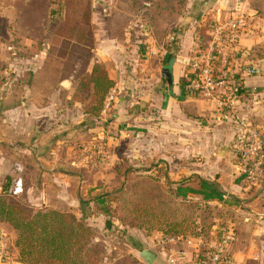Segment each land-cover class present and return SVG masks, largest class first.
<instances>
[{
	"label": "crops",
	"instance_id": "0c3cea01",
	"mask_svg": "<svg viewBox=\"0 0 264 264\" xmlns=\"http://www.w3.org/2000/svg\"><path fill=\"white\" fill-rule=\"evenodd\" d=\"M115 6L118 12L110 15L92 13L95 44L82 74L91 75L95 64L106 67L116 82L110 105L109 95L100 119L85 115L83 105L74 100L81 76L75 81L63 79L58 87L53 79L47 80L52 87L49 102L38 112L28 101L21 102L23 107H7L0 91V174L12 177V187L17 179L22 181V194L31 206L78 213L84 196L99 194L102 200L108 194L109 184L119 178L120 155L142 151V164L154 163L162 184L176 183L171 187L179 200L229 205L237 215H244L227 221L231 230L238 229L230 249L231 264H264V177L253 183L256 192L250 193L231 151L236 117L245 116L264 131V74L245 76L244 88L223 97V103L205 94L191 96L186 85L193 78L189 64L196 49L192 26L186 25L180 33L174 29L165 37L172 51L156 40L159 48L149 47L147 57H142L138 43L142 39L152 43L142 15L127 13V3L121 0ZM242 6L257 14L247 9V3ZM183 19L192 21V17ZM262 43L264 36H256L243 40L241 48L250 50ZM29 94L27 90L25 97ZM4 147L11 150L10 160ZM11 161L13 168L8 165ZM153 170L146 168L142 174ZM215 226L211 239L220 229ZM162 235L158 233L142 250L147 264H169L158 246ZM145 251L153 254L151 261L143 257ZM14 258L12 264H22L18 252Z\"/></svg>",
	"mask_w": 264,
	"mask_h": 264
},
{
	"label": "rangeland",
	"instance_id": "374dc122",
	"mask_svg": "<svg viewBox=\"0 0 264 264\" xmlns=\"http://www.w3.org/2000/svg\"><path fill=\"white\" fill-rule=\"evenodd\" d=\"M3 1L4 3L13 1L16 8L3 7V14L0 16L2 101L7 107H23L21 102L28 101L31 105L35 104L33 108L38 112L37 108L49 102L48 95L51 93L48 92L52 87L47 85V80L53 79L54 85L58 87L63 79L75 81L80 76H85L82 74L92 56L95 44L96 27L95 23L92 24V13L96 10V13L105 16L118 12L115 6L117 0L112 3L110 0H70L71 2L64 6L67 12L62 17L53 13L60 8L57 4L60 0H53L55 2L53 4H51L52 0ZM125 1L127 3L125 11L133 15H142L144 28L147 27L152 36V43L146 39H142V44L138 43V46L143 47L142 57H147V52L152 48H159L156 40L161 48L172 51L170 43L163 40L174 29L179 30L178 33H180L186 25L193 28L194 48L204 47L209 38L208 32L213 30L218 17L222 19L229 17L235 8L241 7L244 3H247V9L257 11L256 17L260 18L261 26L259 37L264 36V29H262L264 27V0H208L207 4L203 3L204 0H142L140 2L142 7L136 6L139 0ZM121 2L126 4L123 0ZM98 3V7H94ZM119 7L122 8V6ZM248 12L254 13L249 10ZM63 17L66 18L64 23L62 22ZM186 17H192V21L185 23L184 19L181 20ZM175 18L180 19L177 24ZM160 29H163L164 33H160ZM259 55H262L260 59H264V49ZM27 90L31 91L29 97H25ZM65 95L66 92H62V96ZM21 136L18 137L21 138ZM18 137L17 141L20 139ZM24 138L22 137L21 140L23 145H26L27 141ZM3 153L10 160L11 150L8 147H4ZM123 155L119 156L116 167L120 166V169L124 171L115 182H110L108 194L102 200L98 198L99 194L84 196L87 204H80L81 211L70 212L78 218L86 217L84 223L92 229L94 235L91 246L103 252L100 254L102 264H133L127 260L129 257L135 258L142 264H147L141 252L144 248L150 247V241L155 240V236L161 231L142 229L138 220L134 226L128 227L124 223L125 220H135V216L130 212L138 215L140 211L146 209L148 215L144 216L141 213L140 216L142 222L149 223L145 225L147 227L161 222L160 220L166 217L170 220L176 218L178 221H181L180 216L185 217L184 225H188L189 228L204 226L210 229L209 233L204 235V238L208 240L211 239L214 224L217 228H226L230 226L227 225V221L232 219L234 221L244 216L237 215L238 212L232 206L221 207L218 204H208L207 200H200L199 209L195 206V209L186 211V204L181 200L163 197V190L170 191V186L166 184V181L164 184L155 183L154 179H158L159 175H156L153 170L154 163L150 164V162L147 167L142 164V151ZM8 165L13 168L15 161H11ZM146 168L153 171L144 175L142 172ZM142 175L147 176L148 183H142ZM0 178L5 182L4 172L0 174ZM149 179L153 181L149 182ZM244 180L250 186L248 191L255 193V186L246 179ZM12 196L24 206L34 210L44 209L31 206L27 203L24 194ZM175 209L179 212L177 213ZM0 227L5 229L8 235L9 242L7 243H10L9 253L13 263L16 252H18L15 247L18 233L7 225L0 224Z\"/></svg>",
	"mask_w": 264,
	"mask_h": 264
},
{
	"label": "built area",
	"instance_id": "2783aa9c",
	"mask_svg": "<svg viewBox=\"0 0 264 264\" xmlns=\"http://www.w3.org/2000/svg\"><path fill=\"white\" fill-rule=\"evenodd\" d=\"M213 26L205 46L193 51L189 64L193 78L188 81L186 89L191 96L205 94L223 103V97L230 98V94L244 88L245 76L264 74V59L236 66L228 63L229 54L238 50L243 40L259 36L261 26L256 15L243 6L235 8L227 18L218 17ZM113 97L114 94L109 96L108 106ZM235 121L231 151L238 160L239 171L253 184L264 177V131L245 116H238ZM10 192L15 196L22 194L20 179L15 181ZM212 236L213 239L208 240L204 235H162L158 246L169 264H231L230 249L235 240L233 230L222 227ZM7 242L6 230L0 227V264H12L10 243Z\"/></svg>",
	"mask_w": 264,
	"mask_h": 264
},
{
	"label": "trees",
	"instance_id": "16d2710c",
	"mask_svg": "<svg viewBox=\"0 0 264 264\" xmlns=\"http://www.w3.org/2000/svg\"><path fill=\"white\" fill-rule=\"evenodd\" d=\"M136 5L142 7L141 2ZM71 1L60 0L57 11H53L60 17L66 14L67 10L64 6ZM55 3L53 0L51 4ZM131 3V1H130ZM132 4V3H131ZM140 5V6H139ZM133 6V5H132ZM0 7L16 8L13 1L4 3L0 0ZM66 18L63 17L64 23ZM61 22V21H60ZM157 28V27H156ZM264 49V43L254 46L252 49H242L241 47L229 54L228 63L231 66L243 64L246 61L258 60L262 55L259 53ZM116 87V82L109 75L106 67L102 64H95L91 75L81 76L78 79V85L74 93V100L83 105L84 114L94 119H100L104 109L106 100L111 91ZM116 167L117 174L122 175L123 169ZM125 174H123L124 176ZM126 176V175H125ZM153 181L152 179H149ZM155 183H160L158 179H154ZM142 183L146 184L147 176L142 175ZM12 177L7 176L0 194V224L7 225L17 231V241L15 247L18 251L19 261L22 264H102L100 249L91 246L93 242V232L84 220L85 216L78 218L70 212H60L53 209L34 210L24 206L18 202L10 193ZM162 184V183H161ZM170 186V191L163 190V197L178 199L174 195L171 186L176 183L166 182ZM158 188V186H156ZM179 200V199H178ZM186 204V211L189 209H199L200 204L194 201L181 200ZM82 205H86L87 201L81 200ZM189 204H192L191 206ZM198 204V206L196 205ZM178 213L179 211L175 209ZM134 221L126 219L124 223L128 227L134 226L136 221L145 230L157 229L161 231L163 236H192L200 237L207 235L210 229L204 226L189 228L184 225L185 217L180 216L181 221L176 218L170 220L168 217L161 219V222L153 223L150 227L145 226V221L141 220V213L148 215L145 210L138 211ZM156 217V216H155ZM234 237H237L238 229H233ZM130 263L141 264L135 258L127 259Z\"/></svg>",
	"mask_w": 264,
	"mask_h": 264
},
{
	"label": "water",
	"instance_id": "95a60500",
	"mask_svg": "<svg viewBox=\"0 0 264 264\" xmlns=\"http://www.w3.org/2000/svg\"><path fill=\"white\" fill-rule=\"evenodd\" d=\"M169 76V75H168ZM169 78V77H168ZM68 85H69V83L68 82H64L63 83V86L64 87H68ZM153 254L150 252V251H145L144 253H143V257L145 258V259H147L148 261H151V256H152Z\"/></svg>",
	"mask_w": 264,
	"mask_h": 264
}]
</instances>
